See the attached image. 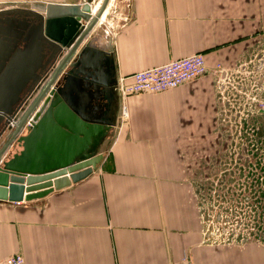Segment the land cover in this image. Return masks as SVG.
Masks as SVG:
<instances>
[{
	"label": "crops",
	"instance_id": "crops-1",
	"mask_svg": "<svg viewBox=\"0 0 264 264\" xmlns=\"http://www.w3.org/2000/svg\"><path fill=\"white\" fill-rule=\"evenodd\" d=\"M83 1L0 0V10ZM104 20L95 47L111 85L195 54L212 73L161 93L121 98L115 90L114 124L93 140L88 152L101 148V159L88 177L34 201L0 200V261L21 254L26 264H176L185 256L194 264H264V244L223 238L205 224L193 183L206 150L231 130L228 119H242L234 118L235 88L225 87L223 101L213 71L257 58L262 68L264 0H112ZM38 21L0 15V101L39 58L38 36L25 41Z\"/></svg>",
	"mask_w": 264,
	"mask_h": 264
},
{
	"label": "water",
	"instance_id": "water-1",
	"mask_svg": "<svg viewBox=\"0 0 264 264\" xmlns=\"http://www.w3.org/2000/svg\"><path fill=\"white\" fill-rule=\"evenodd\" d=\"M111 1L0 10V15L24 12L37 17L38 24L25 41L27 46L38 39L42 43L37 62L31 61L21 82L11 85L10 99L0 101V125L4 123L0 137L6 135L0 142V200L43 198L85 179L100 161L101 148L88 151L93 140L114 124L110 113L116 98L115 86L102 73V53L95 44L98 30L104 33L103 15ZM18 42L14 40V46ZM62 138L71 140L69 145ZM56 140L61 141L59 149H54ZM16 146L22 151L10 158Z\"/></svg>",
	"mask_w": 264,
	"mask_h": 264
},
{
	"label": "rangeland",
	"instance_id": "rangeland-1",
	"mask_svg": "<svg viewBox=\"0 0 264 264\" xmlns=\"http://www.w3.org/2000/svg\"><path fill=\"white\" fill-rule=\"evenodd\" d=\"M2 73L6 76L8 70ZM255 89L251 97L256 99H246L251 103L242 119L236 123L230 117L232 128L220 134L219 147L206 150L193 183L209 228L226 239L264 244V110L259 108L264 91Z\"/></svg>",
	"mask_w": 264,
	"mask_h": 264
},
{
	"label": "built area",
	"instance_id": "built-area-1",
	"mask_svg": "<svg viewBox=\"0 0 264 264\" xmlns=\"http://www.w3.org/2000/svg\"><path fill=\"white\" fill-rule=\"evenodd\" d=\"M260 58L249 64H244L239 70L228 71L218 66L213 74L217 77L220 96L223 101L226 98V86L234 87L236 91L235 104H232L234 118L238 115L242 116V112L248 109L249 104L245 100L256 99L252 98L253 89L264 91V85L260 83L264 79V59L261 60L262 68L256 69ZM212 73L206 64V59L203 54H195L178 60L169 62L168 64L136 72L129 77L130 82L126 83V78L118 79L115 85L116 92L121 98L141 94V93H161L168 90L178 88L188 81L195 78L205 76ZM261 110H264V103L260 102ZM236 120V119H235ZM0 264H26L23 255L15 254L8 257ZM176 264H194L193 260L185 256Z\"/></svg>",
	"mask_w": 264,
	"mask_h": 264
},
{
	"label": "bare ground",
	"instance_id": "bare-ground-1",
	"mask_svg": "<svg viewBox=\"0 0 264 264\" xmlns=\"http://www.w3.org/2000/svg\"><path fill=\"white\" fill-rule=\"evenodd\" d=\"M96 8V7H95ZM106 12V11H105ZM105 12H104V14H105ZM103 18H104V15H103ZM100 22H102V20L100 19Z\"/></svg>",
	"mask_w": 264,
	"mask_h": 264
}]
</instances>
